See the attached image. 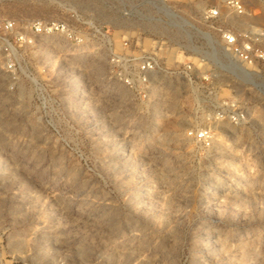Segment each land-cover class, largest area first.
Wrapping results in <instances>:
<instances>
[{"label": "rangeland", "instance_id": "374dc122", "mask_svg": "<svg viewBox=\"0 0 264 264\" xmlns=\"http://www.w3.org/2000/svg\"><path fill=\"white\" fill-rule=\"evenodd\" d=\"M228 1L0 0V264H264V63L214 29L264 48V0ZM150 53L145 96L115 76Z\"/></svg>", "mask_w": 264, "mask_h": 264}, {"label": "built area", "instance_id": "2783aa9c", "mask_svg": "<svg viewBox=\"0 0 264 264\" xmlns=\"http://www.w3.org/2000/svg\"><path fill=\"white\" fill-rule=\"evenodd\" d=\"M227 5L230 7V9H232L239 15L245 13L244 6L241 0H230L228 1ZM208 18L216 23L223 19V15L220 9H211L208 12ZM34 26L36 35L39 38L46 40L51 37L50 39L54 41L56 50H59L60 48V50L63 51L65 48H74V46H72V43H74L73 41L75 40H77V43L84 42V37H82V41H80L79 38L81 37V35L75 32L73 27L68 22L52 23L51 25L49 23L37 22ZM214 29L219 31L218 33L224 42V45L222 46V54L227 57L226 67L231 68V66H233L234 64V61L239 64H245L248 66V68H251L257 63H264V48L260 45L258 46L253 40L255 37H258V33L245 31V33L240 34L234 29H224L223 26ZM240 37H244L247 39L245 40V42L241 43L239 40ZM259 37H262V35ZM250 40H253V42L250 44L251 46L245 44L246 41L250 42ZM38 41L40 40L38 39ZM84 56L85 53L82 54L80 59H83ZM155 56L156 55H154L153 53H150L148 56L134 55L131 59V66L134 67L136 71L132 75L130 73V76H125L124 74L118 73L115 77H118L119 82L123 83L125 86L129 87L130 89H134L135 93L139 94L143 92L145 96L149 95V93H152L153 89H155V85H161L163 83V80L159 81V74L161 69L160 61ZM119 57L121 58V60H125L120 55ZM221 64L223 65V63ZM62 70H64L63 67ZM72 78L73 81L75 80V86L79 85V81L82 83L79 74L76 75V73H74ZM117 88L119 91L122 90V87L120 86H118ZM38 89L40 101L46 102L52 100L53 102H56L57 95L53 93L54 97L50 100V97H47L45 95V91L42 87ZM156 92L157 88L156 90H154V94ZM154 98L155 97L153 96V99Z\"/></svg>", "mask_w": 264, "mask_h": 264}]
</instances>
